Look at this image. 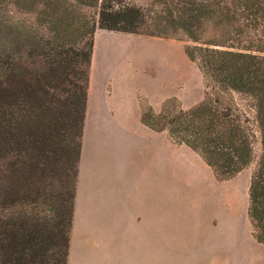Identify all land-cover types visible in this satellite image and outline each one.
I'll return each mask as SVG.
<instances>
[{
    "label": "trees",
    "instance_id": "obj_1",
    "mask_svg": "<svg viewBox=\"0 0 264 264\" xmlns=\"http://www.w3.org/2000/svg\"><path fill=\"white\" fill-rule=\"evenodd\" d=\"M177 39L203 98L141 122L217 180L251 170L264 245V0H0V264H67L95 33Z\"/></svg>",
    "mask_w": 264,
    "mask_h": 264
},
{
    "label": "rangeland",
    "instance_id": "obj_2",
    "mask_svg": "<svg viewBox=\"0 0 264 264\" xmlns=\"http://www.w3.org/2000/svg\"><path fill=\"white\" fill-rule=\"evenodd\" d=\"M184 46L177 39L104 31L91 64L94 78L99 80L105 71L112 81L122 77L130 88L126 96L138 88L143 95L138 98L156 113L172 98L184 109L191 108L203 98V78L186 57ZM189 156L180 152L173 178L165 168L163 264H241L239 258L264 256V247L252 238L247 217L252 169L219 181L197 154ZM113 235L103 234L100 247L93 250L76 232L74 264H160V247L156 262L155 247L148 252L139 246L124 248Z\"/></svg>",
    "mask_w": 264,
    "mask_h": 264
},
{
    "label": "crops",
    "instance_id": "obj_3",
    "mask_svg": "<svg viewBox=\"0 0 264 264\" xmlns=\"http://www.w3.org/2000/svg\"><path fill=\"white\" fill-rule=\"evenodd\" d=\"M103 32L95 33L91 64ZM125 84L122 77L110 80L106 71L96 80L90 68L67 264L75 262L76 232L93 250L100 247L103 234H114L124 248L155 247L156 262L160 247L164 263L165 168L173 178L180 152L188 157L196 153L144 126L138 98L143 95L134 88L133 95L126 96L130 88ZM239 259L241 264H264V256Z\"/></svg>",
    "mask_w": 264,
    "mask_h": 264
}]
</instances>
